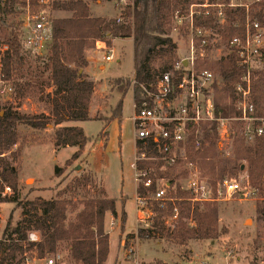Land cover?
<instances>
[{"label":"trees","instance_id":"trees-1","mask_svg":"<svg viewBox=\"0 0 264 264\" xmlns=\"http://www.w3.org/2000/svg\"><path fill=\"white\" fill-rule=\"evenodd\" d=\"M89 1L102 0L54 2L53 8L71 12V15L68 18L53 19V39L48 54L33 63L30 56L22 53L15 32L17 22L12 17L16 14L14 7L17 1L0 0V33L12 47L4 61V77L15 85L16 96L27 98L40 94L46 104V112L40 114H26L13 109L2 112L0 105V203L14 202L21 208V218L14 225L8 220L3 232L6 240L1 243L4 255L0 264H27L28 261L57 255H62L69 264H105L109 253L105 216L108 212L117 215L116 200L108 197L102 187L101 196L78 201L75 198L78 190L93 184L92 178L85 175L59 189L55 197L47 199L38 196L22 201L19 197V172L7 155L16 159L19 154V150L14 151V146L19 140L20 124L42 130L52 123L55 127L54 146L78 147L66 163L80 157L90 138L82 127L64 124L90 119L89 108L94 87L81 71L87 64L85 52L92 43L104 41L112 46L115 38L133 39L134 78L129 84L133 87L137 104L146 96L145 89L153 90L157 79L171 71L179 58L177 43L171 37L173 16L176 10L185 9L191 0H131L123 9L121 17L116 19L91 17ZM30 2L32 10L40 9L37 0ZM244 15L243 9L229 12L226 31L223 33L224 41H228L234 34H241V29L233 27V22H242ZM252 16L264 23V8L252 11ZM197 23L213 24L208 18L198 19ZM210 65L221 80L220 87H216L217 112L224 117L237 116L239 112L234 108L233 99L227 101L229 96L234 98V84L243 74V69L237 64V57L231 54ZM114 81L118 84L122 79ZM47 87L52 91L46 92ZM253 98L257 114L263 115L264 68L255 70ZM121 111L119 103L113 117L121 116ZM203 129L202 147L195 149L189 144L190 159L196 161L200 168L208 170L213 185L226 176L237 178L245 170L259 197L257 217L264 220V139L258 138L254 145H247L238 132L234 139L233 156L228 158L223 157L218 149L217 124L210 123ZM136 147H143L150 156H160L151 142L144 145L139 140ZM160 164L159 161H143L139 166L158 168ZM61 171V167H56L55 174L59 176ZM5 185L12 188L10 195H3ZM154 189L155 186L148 190L138 186L137 192L148 194ZM176 196L180 198L177 202L180 211L174 227L168 226L164 220V217L172 213V206L169 205L166 210L158 211L150 227L140 228L141 236L156 231L170 241L185 244L193 239L216 240L227 233L225 227L218 226L216 202L193 203L188 199V191L182 190H178ZM121 220L125 222L124 212ZM31 232H36L37 240L30 239ZM64 247L66 252L63 251Z\"/></svg>","mask_w":264,"mask_h":264},{"label":"built area","instance_id":"built-area-1","mask_svg":"<svg viewBox=\"0 0 264 264\" xmlns=\"http://www.w3.org/2000/svg\"><path fill=\"white\" fill-rule=\"evenodd\" d=\"M16 1L15 32L22 53L30 57L43 55L49 51L53 39L50 9L56 0H37L38 10H32L30 0ZM263 8L264 0H191L185 9L175 11L174 29L184 33L188 49H181L172 70L157 79L153 90L145 89L146 96L139 104L134 100L135 144L139 140L144 145L151 142L160 155L150 156L143 147H136L132 163L137 187L148 190L155 186L152 192H137L135 197L137 222L143 223L144 227H150L158 211L166 210L169 205L172 213L164 220L168 226L174 227L180 211L178 190L188 191V199L193 203L256 198V190L247 174L242 178L226 176L213 185L202 174L198 163L190 159L188 147L192 144L195 149L201 148L203 128L213 122L217 124L219 144L233 142L238 132L247 145H254L258 138L264 139V114H257L253 98L255 70L264 68V23L252 16V11ZM236 9L245 12L242 22H233V27L240 28L241 34H234L224 41L229 12ZM204 18L212 20L213 24L197 23L198 19ZM95 43L97 49H107L105 42ZM11 49V44L0 34V105L1 101L16 95L15 85L4 77L3 72L6 55ZM107 53L103 59L112 61L113 54ZM231 54L237 57L238 66L243 69L234 84V98L228 97V102L233 99L239 114L224 117L216 110V87H220L221 80L210 64ZM143 161H159L161 164L158 168L140 167L139 163ZM12 192V188L5 185L3 195ZM29 237L38 239L36 232H31ZM126 251L127 258H131L135 253L134 245L126 247ZM47 264H66V261L62 255H57L49 258ZM254 264H264V258Z\"/></svg>","mask_w":264,"mask_h":264},{"label":"rangeland","instance_id":"rangeland-1","mask_svg":"<svg viewBox=\"0 0 264 264\" xmlns=\"http://www.w3.org/2000/svg\"><path fill=\"white\" fill-rule=\"evenodd\" d=\"M130 3L131 0L89 1L90 14L93 18L116 19L121 17L123 9L125 10L126 5ZM70 15L71 12L63 9H50V17L54 20L68 18ZM171 37L177 43L180 54L181 49H188L186 36L182 32L178 33L173 23ZM98 46L102 44L98 43ZM87 49L90 52L95 51L89 55V51L85 53L86 59L88 55V63L82 69L85 72L87 68L85 74L94 84L90 105L92 115L88 120L70 121L64 125L82 127L90 139L80 157L70 160L67 164L78 147L54 146L55 127L52 123L42 130L20 124L19 140L14 146V151L19 150V154L16 159L7 155L19 172L20 199L23 201L37 196L47 199L55 197L58 189L64 188L76 178L82 179L85 175L92 178L93 184L91 187H81L78 190L75 197L78 201L101 196L100 189L104 186L110 198L116 200L119 213L122 215L124 211L126 212L124 223L121 218L113 220L109 215L106 217L109 253L105 264H254L264 258V220L257 217L260 202L258 196L249 201L237 198L229 202L216 203L218 226L227 229V233L216 240L193 239L185 244H178L157 234L156 231H152L151 235H140V228L146 227L143 223L137 222L135 204L137 184L132 166L136 157L135 126L132 119L134 95L133 87L131 83L129 84L134 78L133 40L117 39L114 43L112 41V46L107 45V49H97L94 42ZM107 51L113 54L112 61L103 59L108 54ZM47 54L48 51L30 58L34 63L36 59H44ZM47 75L48 73L45 78ZM115 79L122 81L116 84ZM125 90L127 91L124 92ZM49 91L52 89L47 87L46 92ZM119 103L122 107L121 116L113 117ZM1 105L2 112L6 109L26 114L46 112V104L40 98V94L27 98L15 95L1 101ZM233 129H236L235 125ZM218 149L223 157L230 158L233 156L234 141L218 143ZM56 167L62 168L59 176L55 174ZM200 170L204 176L210 178L207 169ZM244 175L246 171L242 170L237 178ZM20 218L21 208L16 203H0V259L4 255L1 243L6 240L3 236L6 224L10 220L14 225ZM124 243L126 247L132 244L135 247V253L131 258H127ZM63 251L66 252L65 247ZM49 258L51 257L45 258L44 262L48 263ZM66 264H69L68 261Z\"/></svg>","mask_w":264,"mask_h":264},{"label":"crops","instance_id":"crops-1","mask_svg":"<svg viewBox=\"0 0 264 264\" xmlns=\"http://www.w3.org/2000/svg\"><path fill=\"white\" fill-rule=\"evenodd\" d=\"M117 39H123V38H115L114 40H113V43L115 42V40H117ZM124 39H131V40H133L132 38H124ZM102 43L104 42V41H101ZM107 45V44H106ZM111 49V48H110ZM113 49V48H112ZM87 51H89L88 49L86 50V52ZM97 52L98 51H102V50H96ZM85 52V53H86ZM92 52H95V51H89L88 52V55L90 54V53H92ZM88 55H87V59H88ZM87 63H88V60H87ZM87 69V68H86ZM85 69V72L82 70L81 72L83 73V75L86 77V79H88V80H90V81H92L91 79H89L87 76H86V70ZM93 87H94V84H93ZM93 92H94V88H93ZM91 108V107H90ZM90 108H89V116L91 117V115L92 114H90ZM21 180V179H20ZM104 187V186H103ZM104 189H105V187H104ZM59 190V189H58ZM57 193V192H56ZM105 194L108 196V197H110L109 195H108V193H107V191H106V189H105ZM38 197V196H37ZM34 199V198H33ZM116 210H117V207H116ZM125 212V211H124ZM110 216V218H112L113 220H117V219H119V218H121V214L119 213V211L117 210V215L116 216H114V215H112L111 213H106V216H105V220H106V217L107 216ZM125 216H126V212H125ZM45 261V259H40V260H33V261H28L27 262V264H47L46 262H44Z\"/></svg>","mask_w":264,"mask_h":264},{"label":"water","instance_id":"water-1","mask_svg":"<svg viewBox=\"0 0 264 264\" xmlns=\"http://www.w3.org/2000/svg\"><path fill=\"white\" fill-rule=\"evenodd\" d=\"M184 64H186V61H184ZM80 168V167H79Z\"/></svg>","mask_w":264,"mask_h":264}]
</instances>
